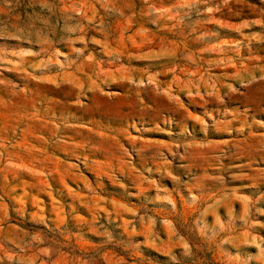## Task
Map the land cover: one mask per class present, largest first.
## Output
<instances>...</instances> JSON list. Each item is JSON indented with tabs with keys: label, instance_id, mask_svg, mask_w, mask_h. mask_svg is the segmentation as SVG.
<instances>
[{
	"label": "rangeland",
	"instance_id": "rangeland-1",
	"mask_svg": "<svg viewBox=\"0 0 264 264\" xmlns=\"http://www.w3.org/2000/svg\"><path fill=\"white\" fill-rule=\"evenodd\" d=\"M0 264H264V0H0Z\"/></svg>",
	"mask_w": 264,
	"mask_h": 264
}]
</instances>
